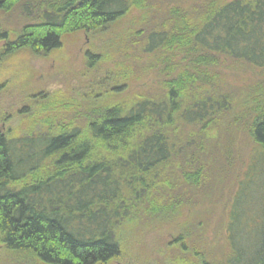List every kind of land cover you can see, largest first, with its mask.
Wrapping results in <instances>:
<instances>
[{
    "label": "trees",
    "instance_id": "trees-1",
    "mask_svg": "<svg viewBox=\"0 0 264 264\" xmlns=\"http://www.w3.org/2000/svg\"><path fill=\"white\" fill-rule=\"evenodd\" d=\"M17 3L34 21L13 37L0 24L1 55L47 54L64 32L97 34L135 12V49L150 55L155 77L129 104L110 100L84 121L82 103L57 101L22 115L24 134L0 129L4 249L45 264H106L130 220L162 225L181 209L213 204L206 211L220 220L224 264H264V100L224 87L239 74L230 65L264 77V0H0V12ZM112 83L117 95L126 88ZM63 110L70 116L59 117ZM240 134L249 150L239 166ZM176 228L170 244L184 254L162 264L214 263Z\"/></svg>",
    "mask_w": 264,
    "mask_h": 264
},
{
    "label": "rangeland",
    "instance_id": "rangeland-1",
    "mask_svg": "<svg viewBox=\"0 0 264 264\" xmlns=\"http://www.w3.org/2000/svg\"><path fill=\"white\" fill-rule=\"evenodd\" d=\"M34 17V14L27 15L17 3L10 10L0 12V24L9 32V37H13L16 30L32 23ZM139 22L137 13L132 12L97 34L64 32L60 47L47 54L28 49L4 56L0 54V129L9 128L13 133L24 134L29 125L21 119L22 115L36 117L38 105L43 108L44 103L45 108L57 101L82 103L84 114L80 110L78 117L83 121L90 108L102 107L110 100L129 104L141 91L139 87L155 77L146 69L147 64L152 63L150 55H143L135 49ZM144 25L148 26L149 22ZM2 44L0 41V49ZM89 54L97 57L91 60ZM239 68L237 65L227 67V71L239 70L238 75L229 74L226 77L224 87L228 95L234 94L241 99L253 95L258 100H264V77H244ZM119 79L124 82L122 87L125 85L126 88H121L117 95L112 91L116 87L112 82ZM24 107L28 111L20 112ZM58 110L55 115H59ZM62 116H70V111L63 110L59 117ZM247 143V138L240 134L234 145L240 155L239 166L248 156ZM206 198L210 200L209 196ZM212 206L181 209L169 215L162 225L145 223L142 218L130 220L117 229L120 254L106 264H162L164 259L181 256L184 253L178 252L177 245L170 244L174 241L176 227L188 229L194 235L187 239L188 244L205 245V253L210 261H214L213 264H224L225 254L228 253L226 240L222 230L218 229L220 220L213 222V218H209L207 211ZM185 253L190 255V252ZM0 264L45 263L29 254L10 253L0 243Z\"/></svg>",
    "mask_w": 264,
    "mask_h": 264
}]
</instances>
